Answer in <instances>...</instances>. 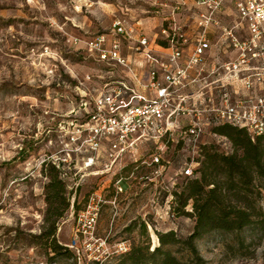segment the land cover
Here are the masks:
<instances>
[{
    "label": "rangeland",
    "instance_id": "rangeland-1",
    "mask_svg": "<svg viewBox=\"0 0 264 264\" xmlns=\"http://www.w3.org/2000/svg\"><path fill=\"white\" fill-rule=\"evenodd\" d=\"M174 4L175 0H0V264H115L131 244H155L154 229H172L179 237L188 233L191 217L174 213L172 191L185 180L180 173L184 162L190 161L192 169L197 166L198 149L183 140L175 143L176 136L167 134L161 147L142 139L133 156L110 164L98 155L95 163L83 168L85 153L74 150L76 144L68 142L65 132L85 118L91 97L117 75L115 67L87 53L84 40L97 33L111 37L112 22L121 19L131 34L163 42L162 27H182L186 17L190 24L194 14L192 7L186 12L174 8L170 18ZM223 9L221 22L237 21L244 30L231 0ZM126 43L121 39L122 48ZM197 141L232 150L225 135L209 128ZM54 154L75 165L65 185L67 205L54 232L57 243L66 248L56 249L33 236L45 225V162ZM152 155L157 159L150 160ZM255 188L259 193L254 203L264 211V189ZM89 197L97 199L92 237L87 246L78 241L74 248L69 245L72 226ZM194 242L207 264H264V237L240 247L232 235L210 232ZM174 247L178 255L179 246Z\"/></svg>",
    "mask_w": 264,
    "mask_h": 264
},
{
    "label": "built area",
    "instance_id": "built-area-1",
    "mask_svg": "<svg viewBox=\"0 0 264 264\" xmlns=\"http://www.w3.org/2000/svg\"><path fill=\"white\" fill-rule=\"evenodd\" d=\"M192 2L195 31L183 63L179 62L181 48L189 37L179 25L161 28L169 47L163 58L152 54L147 38L131 34L121 19L112 22L111 37L97 33L84 40L88 54L121 72L91 97L85 118L70 122L72 126L65 130L68 142L77 146L74 150L85 153L81 156L83 168L95 163L103 143L111 164L125 155L133 156L142 139L161 147L165 135L180 134L183 141L196 147L205 128L222 122L243 126L251 134H264V0H231L244 30L237 21L230 25L221 22L216 13L222 11L225 0ZM184 5L185 0H175L170 11ZM211 32L215 33L213 41L208 37ZM121 39L150 65L140 74L121 54ZM224 50L229 54L222 57L218 52ZM138 87L147 88L152 95L141 93ZM86 102L84 99L82 104ZM156 159V155L150 158ZM49 162L66 183L72 178L70 169L75 165L70 166L66 157L50 155ZM183 165L180 173L191 174V162ZM96 216L97 199L89 197L75 217L71 247L76 248L78 241L86 246L90 243Z\"/></svg>",
    "mask_w": 264,
    "mask_h": 264
},
{
    "label": "trees",
    "instance_id": "trees-1",
    "mask_svg": "<svg viewBox=\"0 0 264 264\" xmlns=\"http://www.w3.org/2000/svg\"><path fill=\"white\" fill-rule=\"evenodd\" d=\"M209 130L225 135L232 150L221 151L211 143L197 141V166L189 175L181 173L185 180L172 191L176 200L174 213L191 217L188 233L179 237L172 229H154L155 244L150 248L147 243L131 244L115 264H207L194 242L204 234L232 235L240 247L258 243L264 237V211L254 203L259 193L255 187L264 189V134H251L243 126L225 122L211 125ZM175 136V143L182 141L180 134ZM45 165V225L33 236L52 249L66 248L54 236L56 220L68 201L66 181L50 162ZM141 226L145 230L144 223ZM175 245L179 246L178 255Z\"/></svg>",
    "mask_w": 264,
    "mask_h": 264
},
{
    "label": "crops",
    "instance_id": "crops-1",
    "mask_svg": "<svg viewBox=\"0 0 264 264\" xmlns=\"http://www.w3.org/2000/svg\"><path fill=\"white\" fill-rule=\"evenodd\" d=\"M193 2L192 0H185V5L180 7L179 11H184L186 12V10H188L190 7H192ZM229 7V6H228ZM224 8V6H223ZM224 12V9H222V11L216 13L217 15H219L220 13ZM173 12H171L169 10V16L172 17ZM186 18H184V22H183V29L185 30L186 34L188 35L189 39L188 42H186L185 44L182 45L181 48V56L179 58V62L183 63L185 58L187 57V55L189 54L191 47H192V40H193V36H194V31H195V27L193 26V23H188L186 22ZM139 33L134 34V36H137ZM208 37L210 38L211 41H213V39L215 38V33L211 32L209 33ZM148 46L151 50V53L154 54L156 57L159 58H163L165 56V54L169 51V47L167 46L166 42H158L157 40L154 39V37L152 38H148ZM153 40V42H152ZM211 50H213V47H210ZM216 49V48H215ZM220 56L224 57L227 54H229V52L227 51H223V52H218ZM121 54L124 55V57L126 58L127 61H129V63L133 66L134 71L137 74H140L142 70L146 69L148 66H150L148 63L144 62L142 54L138 53V52H134L131 49H124L121 47ZM115 70L117 71L116 74H119L121 71L118 67H115ZM117 76V75H115ZM138 90L147 95V96H151L152 92L149 91L147 88L143 89L141 87H138ZM173 134H176V132H174ZM106 153V147H105V143H103L101 145L100 150L98 151V155H104L105 156Z\"/></svg>",
    "mask_w": 264,
    "mask_h": 264
}]
</instances>
